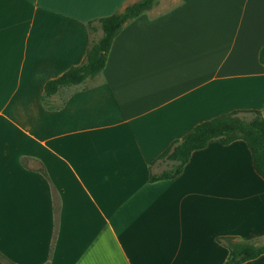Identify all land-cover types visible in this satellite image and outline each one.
Wrapping results in <instances>:
<instances>
[{"label": "crops", "instance_id": "crops-1", "mask_svg": "<svg viewBox=\"0 0 264 264\" xmlns=\"http://www.w3.org/2000/svg\"><path fill=\"white\" fill-rule=\"evenodd\" d=\"M137 1L0 0L4 264H224L218 237L264 243V180L243 140L213 138L149 181L197 124L264 118V0H155L100 73L43 96L101 35L87 23Z\"/></svg>", "mask_w": 264, "mask_h": 264}, {"label": "trees", "instance_id": "trees-1", "mask_svg": "<svg viewBox=\"0 0 264 264\" xmlns=\"http://www.w3.org/2000/svg\"><path fill=\"white\" fill-rule=\"evenodd\" d=\"M154 3L155 0H139L120 12L88 22L89 30L99 29L101 35L92 41L81 64L44 84L43 96H52L62 86L78 85L87 77L100 73L113 38L125 23L149 11ZM259 62L264 65V46L259 51ZM219 137L225 145L238 139L243 140L249 149L254 171L264 180V118L257 110H235L197 124L182 138L173 141L152 163L163 162L165 167L160 172H150L149 181L175 178L183 171L193 151L205 148L211 139ZM21 162L24 164L23 160ZM41 172L45 175L44 170ZM216 240L227 248L226 262L229 264H241L264 254V243L255 245L234 237H218ZM0 264H4L1 255Z\"/></svg>", "mask_w": 264, "mask_h": 264}, {"label": "water", "instance_id": "water-1", "mask_svg": "<svg viewBox=\"0 0 264 264\" xmlns=\"http://www.w3.org/2000/svg\"><path fill=\"white\" fill-rule=\"evenodd\" d=\"M224 264H229L228 262H225Z\"/></svg>", "mask_w": 264, "mask_h": 264}]
</instances>
